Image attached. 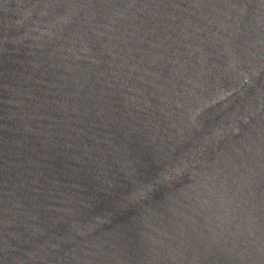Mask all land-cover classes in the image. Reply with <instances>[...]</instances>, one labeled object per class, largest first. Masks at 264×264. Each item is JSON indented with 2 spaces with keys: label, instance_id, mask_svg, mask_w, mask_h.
Wrapping results in <instances>:
<instances>
[{
  "label": "water",
  "instance_id": "95a60500",
  "mask_svg": "<svg viewBox=\"0 0 264 264\" xmlns=\"http://www.w3.org/2000/svg\"><path fill=\"white\" fill-rule=\"evenodd\" d=\"M0 264H264V0H0Z\"/></svg>",
  "mask_w": 264,
  "mask_h": 264
}]
</instances>
